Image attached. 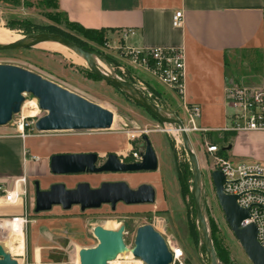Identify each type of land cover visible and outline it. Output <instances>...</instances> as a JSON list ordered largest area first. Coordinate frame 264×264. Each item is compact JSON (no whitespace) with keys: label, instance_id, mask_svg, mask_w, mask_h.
<instances>
[{"label":"rangeland","instance_id":"1","mask_svg":"<svg viewBox=\"0 0 264 264\" xmlns=\"http://www.w3.org/2000/svg\"><path fill=\"white\" fill-rule=\"evenodd\" d=\"M11 1L13 2V0H0V27L10 31L18 39L40 33H63L78 41L84 50L92 54L97 63L106 66L108 73L130 84H136L131 75H123L118 69L120 66L125 70L130 69L127 62L119 58V49L124 46L120 43L119 36L104 31L103 43L97 45L81 36L77 32L78 27L67 20L53 1L46 3L45 0H18L14 4ZM39 46L32 49L0 51V65H12L28 70L109 110L114 115L115 124L108 131L37 133L34 129L26 131L25 135L39 136L50 142L64 143L65 148L61 151L64 154L95 153L98 156V165L105 161L108 154H115L124 163L131 162L132 153L144 151L145 143L142 136H146L157 156L158 168L155 172L80 174L64 177H56L49 172L45 178L30 179L27 181L29 184H27L26 195L22 201L24 208L22 218L27 221L22 224L24 255L22 254L20 258L14 257V259L18 261V264H30L32 249L40 247L42 248V264H63L62 259L68 246H73L77 250L94 248L97 245V240L92 234L93 228L96 226L107 228L121 223L124 225L122 232L124 242L129 249L133 247L136 229L149 225L162 236L168 247L181 250L182 257L172 264H208L198 236V224L192 199V171L182 148L181 138L178 139L177 136L170 134L167 129L172 128L171 126L161 124L124 92L93 77L86 63L68 49L69 55H62L41 50ZM259 57L257 54L236 55L229 63L232 68L240 70L241 74L251 78L252 75H260L263 71V63ZM231 71L235 72V70ZM259 80L260 78H255L254 82L246 83L244 86L259 88ZM152 85L163 95L170 93L153 80ZM32 100L35 99L26 95L24 103L30 104ZM153 104L170 112L161 100ZM20 114L13 117L9 125L0 127V137L18 136L13 123L20 120ZM44 115L45 113L37 106L32 116L26 114L22 117L31 116L32 119H27V122L35 123ZM188 138L191 144L197 139V133H188ZM214 139L217 138L212 137L207 145L214 144L221 150V146L230 143L228 139L226 142L215 144ZM239 149L242 152L246 151L242 146ZM255 151L261 155V158H256V153L253 152L254 158L251 156L245 161L264 167V163L258 161L264 157V142L255 145ZM226 153L220 157L230 161ZM24 155L28 161H31L29 158L34 156L30 153ZM48 156L50 157V154L44 156L46 161H48ZM35 157L39 159V163L40 155ZM198 157L204 217L218 263L251 264L226 225L217 204L210 181L211 172L216 170L215 162L206 152L202 157ZM233 160L236 161L239 158H233ZM181 178L187 180L186 191L181 189ZM35 181H38L40 190H42L40 183L45 181L43 191L57 183L63 184L67 189H74L80 183H87L93 189L98 188L102 183L114 182H124L133 190L140 185H149L155 190V202L151 205L132 206L119 203L114 210H111L109 205H103L97 210L84 212H81L79 207H72L69 211L53 207L49 212L35 214L33 186ZM0 220L9 223L11 217L0 218ZM0 233L3 243L6 236L9 242L10 234L2 230ZM75 253L71 252L68 258L72 264H77ZM118 261L124 264L125 262L143 264L132 255L131 257L129 255L119 256Z\"/></svg>","mask_w":264,"mask_h":264},{"label":"crops","instance_id":"2","mask_svg":"<svg viewBox=\"0 0 264 264\" xmlns=\"http://www.w3.org/2000/svg\"><path fill=\"white\" fill-rule=\"evenodd\" d=\"M53 1L69 22L88 30L112 32L120 37V43L125 46L136 49L183 50V101L164 86L170 93L161 94L152 85V80L158 82L144 72L136 71V75L185 126L189 125V121L183 104L200 108V116L195 120V126L203 132L197 133V139L191 142L197 160L204 152L208 154L206 147L211 138L223 133L228 125L229 110L224 98L226 86L230 82L244 86L246 83L254 82L255 78H260L258 87L264 90L263 0ZM179 11L182 13V26L174 28L172 17ZM128 30L134 31V35H125ZM246 54L260 56V61L263 63V71L260 75H252L248 78L241 74L240 70L232 68L229 61L236 55ZM261 142H264V131L236 135L235 138H230L228 145L230 150L226 154L233 164H252L245 160L253 156V152L256 153V158H261V155L255 151V145ZM56 143L39 136H29L24 139L18 136L0 137V186L9 188L14 180L22 176H25L27 181L45 178L50 172L49 158L54 154H64L61 152L65 148L64 143ZM240 145L246 151L242 152L239 149ZM26 153L40 155L41 161L35 163L26 160L24 155ZM46 154H50L48 161L44 157ZM233 158L239 160L234 161ZM258 161L264 163V157ZM44 182L40 183L42 190L45 189ZM23 213L22 202L6 206L0 198V218L22 216ZM17 220L21 219L17 218ZM6 224L8 223L2 226V232H6ZM7 238L8 236L3 243L2 235L0 236V244L4 248L7 245L9 247ZM41 249L40 247L32 249L30 264H42ZM71 252L74 253L76 250L73 246H68L62 259L63 264H72L68 259Z\"/></svg>","mask_w":264,"mask_h":264},{"label":"water","instance_id":"3","mask_svg":"<svg viewBox=\"0 0 264 264\" xmlns=\"http://www.w3.org/2000/svg\"><path fill=\"white\" fill-rule=\"evenodd\" d=\"M44 43H54L65 47L82 59L90 72L101 81L121 90L137 105L151 114L163 125L171 126L178 132L182 148L187 156L192 171V199L194 215L198 224V236L204 249L208 264H219L204 217L202 182L197 158L191 148L183 122L174 114L160 109L148 100L133 84L102 70L92 54L70 40L53 33H40L21 38L11 44H0V51L32 49ZM29 95L37 101L38 109L45 113L34 123L37 133L63 131H108L114 127V115L107 109L88 101L28 70L12 65H0V127L9 125L17 116ZM140 162H122L115 154H108L105 161L98 165L95 153L55 154L49 158V170L53 176L102 174V173H140L155 172L158 168L157 156L146 136ZM230 150V146L227 148ZM217 204L224 216V221L238 242L251 264H264V249L256 239L253 224L245 227L241 223L249 218L248 210L240 208L237 196L224 194L223 174L215 170L210 174ZM34 213H46L53 207L69 211L79 207L81 212L97 210L109 205L111 210L122 203L126 206L151 205L155 202V190L149 185H140L130 189L124 182L102 183L98 188H91L87 183L77 184L74 189H67L57 183L48 190H40L34 182ZM123 228L119 231L105 230L101 226L93 228L92 234L97 245L89 249H77V264H108L118 256L130 253L143 264H172V255L165 240L151 226L144 225L136 229L133 247L129 249L123 237ZM0 264H18L0 244Z\"/></svg>","mask_w":264,"mask_h":264},{"label":"built area","instance_id":"4","mask_svg":"<svg viewBox=\"0 0 264 264\" xmlns=\"http://www.w3.org/2000/svg\"><path fill=\"white\" fill-rule=\"evenodd\" d=\"M264 5V0H263ZM172 26L180 28L182 26V13L176 12L172 17ZM125 35H134V31L128 30ZM119 58L127 62L130 69L118 67L123 75H131L133 84L151 102L158 101L155 93L141 81L136 71H142L151 76L159 84L173 92L181 101L184 95V53L176 48H132L123 46L120 49ZM226 107L229 110L227 115L228 125L224 132L248 134L264 131V90L257 87H245L230 82L224 90ZM183 108L187 113L189 125L184 128L188 133H200L202 129L195 126V120L200 116L198 106H186ZM22 110V108H21ZM21 113V111H20ZM19 113V114H20ZM18 114V115H19ZM15 121L18 137L24 139L30 135H25L26 131L34 130V123L27 122L22 117ZM30 128V129H29ZM32 128V129H31ZM218 148L215 145L206 147L215 162L216 170L224 176L223 192L229 196H237V205L242 209H247L249 218L241 223L242 227L253 224L256 228V239L258 244L264 249V167L260 164H233L228 160H223L218 156ZM131 162H140L141 153H132ZM29 160L38 162V158L32 156ZM27 180L22 176L12 182L9 188L0 186L1 202L10 206L22 202L26 195ZM20 218L23 223H27L22 216L11 217L10 222ZM6 222L0 223V230ZM168 247V246H167ZM172 255L173 262L182 257V252L177 248L168 247Z\"/></svg>","mask_w":264,"mask_h":264},{"label":"bare ground","instance_id":"5","mask_svg":"<svg viewBox=\"0 0 264 264\" xmlns=\"http://www.w3.org/2000/svg\"><path fill=\"white\" fill-rule=\"evenodd\" d=\"M16 39H18L17 36L12 34L7 29L0 27V44H11L13 42H16V41L20 40L21 38L18 39V40H16ZM39 48L41 50H45V51H49V52H57V53H60L62 55H69V53L67 52L68 50L65 47H62V46H60L58 44H54V43H44V44H41L39 46ZM98 65H99V67L102 70H104L106 72L109 71L106 68L105 65H102L100 63H98ZM36 107H37L36 100H32V102L30 104L25 102L23 104V106H22L21 114L22 115L29 114V115L32 116L33 113L36 111ZM167 131L170 134L177 136L178 139H179L180 135H179L178 132L174 131V129L168 128ZM21 222H22L21 220H16V221L9 222L8 224H6V231L10 234V237H9L10 239H9V247L7 245V246H5V248H6L7 252L10 254V256L12 258H14V257L20 258V257H22L24 255L23 254V234H22V228L23 227H22V223ZM123 227H124L123 224L116 223L115 225H112L110 227H107V228L103 227V228L105 230H110V231H119ZM128 255L131 257L130 253H127L124 256H128ZM124 258H126V257H124ZM118 259H119V256L117 257V259H115L114 261H112V262H110L108 264H124V262L123 263L119 262ZM125 263L126 264H131V263H128V262H125Z\"/></svg>","mask_w":264,"mask_h":264},{"label":"trees","instance_id":"6","mask_svg":"<svg viewBox=\"0 0 264 264\" xmlns=\"http://www.w3.org/2000/svg\"><path fill=\"white\" fill-rule=\"evenodd\" d=\"M17 1L18 0H13V2L12 1L11 2L14 4L15 2L17 3ZM45 1H46V3L47 2L49 3V2H51L53 0H45ZM55 5H56V3H55ZM73 25L75 27H78L77 32L81 36H83L84 38H86L88 41H90V42H92L94 44H97V45H102V43H103V33H104V30H88V29H84V28L78 26L77 24H73ZM51 33L61 35L62 37L66 38L67 40L72 41L73 43H75L76 45H78V46H80L81 48L84 49V47L78 41L74 40L71 37H68L67 35H65L63 33H57V32H51ZM92 76L94 77L95 75L92 74ZM218 136L220 137L219 139H218ZM214 137L217 138V139H214L213 142L215 144H219L221 142H226L230 138H235L236 137V134L235 133H231V132H223V133H220L219 135H214L213 138ZM228 145L229 144H226V145L221 146V150L220 149L218 150V155L219 156H223V154H225L228 151V149H227L229 147ZM180 185H181V189L186 191V189H187V180L185 178H181Z\"/></svg>","mask_w":264,"mask_h":264}]
</instances>
